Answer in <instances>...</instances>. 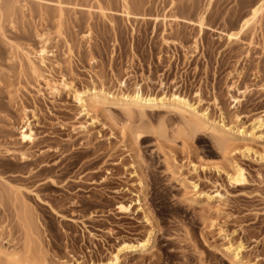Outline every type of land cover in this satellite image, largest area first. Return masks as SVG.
<instances>
[{
    "label": "rangeland",
    "instance_id": "374dc122",
    "mask_svg": "<svg viewBox=\"0 0 264 264\" xmlns=\"http://www.w3.org/2000/svg\"><path fill=\"white\" fill-rule=\"evenodd\" d=\"M260 1L0 0V264H106L149 236L119 264H264V12L229 36ZM138 92L235 137L113 101Z\"/></svg>",
    "mask_w": 264,
    "mask_h": 264
},
{
    "label": "bare ground",
    "instance_id": "6f19581e",
    "mask_svg": "<svg viewBox=\"0 0 264 264\" xmlns=\"http://www.w3.org/2000/svg\"><path fill=\"white\" fill-rule=\"evenodd\" d=\"M263 12H264V0H261L253 7L250 16L246 20H243V23L241 24V27L237 35L230 34L229 35L230 38H234L240 35L241 33H244V31L247 30L252 23H255L258 19H260L259 17L263 15ZM77 99L86 112H91L96 108L104 106L106 102L109 101L111 102L110 95L102 92H94L87 99H84L83 96L80 95ZM113 101H117L118 104H120L122 108L126 111V113L130 114L128 116H132V113L134 111H138L142 115H144L147 109L148 110L154 108L169 109L172 112L180 114L183 118L186 119L190 118L191 123L190 122L189 123L194 129L210 131L211 134H213L216 138L221 140V142L219 141L220 142L219 145L229 143L235 137V134L231 129L226 130V127L220 126L218 123L210 121L206 117V115H204V113L201 114L199 111H197V109L193 108V106H191L187 100L177 96H174L173 99L163 98L161 100H158L150 96L144 97L143 94L138 92L132 96H122L117 98L115 97ZM139 138H140V134H139ZM21 139L23 140V142L30 141L32 139V132L29 129V127L23 129V131L21 132ZM228 175L230 181L235 184H242L245 182V176L241 169H235L232 172L228 173ZM208 198L210 197L208 196ZM119 209L122 212H129L130 207H126L122 205L120 206ZM152 240H153L152 237L149 236L145 241L143 240V242H139L137 244L123 243L120 246V248L117 250V252L114 255H112L110 261L106 264H119L123 256L130 252H135V251L144 252L146 249L150 247V245L152 244ZM237 258H238V254L236 255L235 259L237 260Z\"/></svg>",
    "mask_w": 264,
    "mask_h": 264
}]
</instances>
